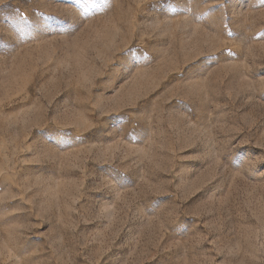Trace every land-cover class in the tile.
<instances>
[{"label":"rangeland","instance_id":"obj_1","mask_svg":"<svg viewBox=\"0 0 264 264\" xmlns=\"http://www.w3.org/2000/svg\"><path fill=\"white\" fill-rule=\"evenodd\" d=\"M0 264H264V0H0Z\"/></svg>","mask_w":264,"mask_h":264},{"label":"snow or ice","instance_id":"obj_2","mask_svg":"<svg viewBox=\"0 0 264 264\" xmlns=\"http://www.w3.org/2000/svg\"><path fill=\"white\" fill-rule=\"evenodd\" d=\"M65 19L71 21L72 17L66 16Z\"/></svg>","mask_w":264,"mask_h":264}]
</instances>
